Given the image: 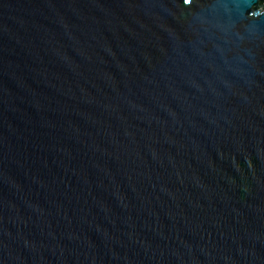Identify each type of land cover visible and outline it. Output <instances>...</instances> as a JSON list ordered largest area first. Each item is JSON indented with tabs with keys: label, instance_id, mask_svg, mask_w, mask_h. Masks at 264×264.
Returning <instances> with one entry per match:
<instances>
[{
	"label": "water",
	"instance_id": "1",
	"mask_svg": "<svg viewBox=\"0 0 264 264\" xmlns=\"http://www.w3.org/2000/svg\"><path fill=\"white\" fill-rule=\"evenodd\" d=\"M0 264H264V0H0Z\"/></svg>",
	"mask_w": 264,
	"mask_h": 264
}]
</instances>
